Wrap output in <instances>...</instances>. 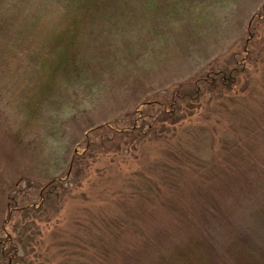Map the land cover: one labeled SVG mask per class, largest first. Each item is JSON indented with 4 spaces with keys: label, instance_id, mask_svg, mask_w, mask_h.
Listing matches in <instances>:
<instances>
[{
    "label": "rangeland",
    "instance_id": "1",
    "mask_svg": "<svg viewBox=\"0 0 264 264\" xmlns=\"http://www.w3.org/2000/svg\"><path fill=\"white\" fill-rule=\"evenodd\" d=\"M86 1L0 0V229L19 242L16 262L263 260L264 0ZM71 15L74 61L49 80L51 42ZM222 68L236 70L232 87L221 82L157 134L113 145ZM74 157L80 167L66 174ZM52 180L63 184L41 195ZM14 197L31 209L4 221Z\"/></svg>",
    "mask_w": 264,
    "mask_h": 264
},
{
    "label": "trees",
    "instance_id": "2",
    "mask_svg": "<svg viewBox=\"0 0 264 264\" xmlns=\"http://www.w3.org/2000/svg\"><path fill=\"white\" fill-rule=\"evenodd\" d=\"M95 1H97V0H87L86 2H87V4L88 3L93 4V2H95ZM90 8H91V4L86 5V7L84 8V11L87 13L88 9H90ZM68 17L71 18V20L69 22L70 24L67 27L62 28L61 31L59 33H57V39H54L51 42V45L53 47L57 46L56 48H57V50H59V55L56 57V59L54 58L51 61L49 60L48 63L46 64V66H48V68L45 69L44 72L45 73L48 72L47 77L49 80H52L51 77L56 76L60 71L63 73L65 72V69H67L66 66H68L71 63V61H72L71 58L74 55V53H70V52L73 50L76 52V50H77L76 47L79 43L78 37L81 33L80 28L77 27L78 17L75 15H71ZM56 48H54V49H56ZM48 49H51L50 55L55 53L54 49H52V48H48ZM42 60H45V58H43ZM203 74H205V75L204 76L198 75L194 80L192 79L188 83H186V85L184 84V87H187L190 85L189 88H184L182 85L183 88L180 87L179 91L176 92L178 94H176L174 92L175 91L174 90L173 91L174 94L172 93L173 95L168 96L169 101L166 98V100H167V101H165L166 106L173 101L174 106L171 108L174 110H172L173 111L172 113L164 112V109H163L161 114L158 117V122H155V121L152 122L151 121L147 124V128H148L147 131H143L141 128L135 129V125L133 126V123H132V125H129L130 127L128 129H126L123 133L115 134L116 136H118V139L113 142V145H118V144L123 143V142L128 143V142H131L133 140L134 141L137 140L138 142H140L141 140L146 139L147 135L150 136L152 133L157 134L156 128H157L158 124L165 126L166 123L168 122V120L165 118L173 116L174 113H176V114L177 113H183L186 110L189 114H191L193 108H195L194 106H196V102L201 100L202 98H204L206 93H209L211 91H214V93H216V90L223 88L221 82H224L225 85L230 86V87H232L235 84V79L233 78L236 75L235 69L227 70L226 68H222V69H219L217 72L213 71V70H209V71L204 72ZM44 77H45V75H44ZM182 89L186 92V94H185V96L180 97L179 93H180V90H182ZM214 93H212V95H216ZM216 96H218V95H216ZM212 97H214V96H212ZM214 98L217 100H220L216 97H214ZM149 104L151 106L153 103H149ZM176 104H177V106H176ZM185 116L182 119H179V118L178 119L180 121H182L185 119ZM187 116H188V114H187ZM170 123L172 126H174L175 124L179 123V121L174 118L173 120L170 121ZM109 130L111 132H113L108 127L101 126L100 128H98L95 131H103V132H105V134H107V132H109ZM164 130H165V128L161 127L160 134L157 137L158 140L163 141V139L165 137V135L163 133ZM126 138H131V139H130V141H124V140H126ZM103 145H105V144H103ZM80 159H81L80 157H74L72 163H70L71 165H70L68 171L66 172V174H68L70 172H74L75 168L80 167V161H81ZM214 166H216L218 169V170H212V172L215 176H217L219 174V172L222 173V171L219 169V165H217V163H215ZM205 173L206 174L201 173V178L203 177V181L200 184L201 185L200 188H202V189L205 188V186H206L205 182H207V180L213 179L209 172L205 171ZM77 176H79V175H77ZM220 176H223V174H220ZM224 180H225V178H224ZM72 181H74V180L73 179H67V182H69V183H71ZM60 184H63V182L52 180L50 183H48L47 185L44 186L45 188L42 189L41 195L47 196L48 195L47 192L52 191V189L55 190V188L58 187L57 185H60ZM74 184H77V182L72 183L71 184V185H73L72 187L75 186ZM11 185H13V184H8L7 187H9ZM17 204H18V202L16 201L15 197L12 199V202H10V201L8 202V204L4 208L5 209L4 210V218H5L4 221L10 220L12 211H16V212L27 211L28 212L29 209H31V208L19 209L18 207H21V205L18 206ZM31 211H33V209ZM5 229H6L5 225L2 226V228L0 229V264H18L16 262V260H17V251L16 250H18L17 247L19 245V242L17 243L15 240V236L13 234H10L8 232V230H5ZM187 253L181 254L180 255L181 259H183L182 255H187ZM188 254H190V253H188ZM185 258H186V256H185ZM247 264H264V259L263 260L258 259V260L250 261Z\"/></svg>",
    "mask_w": 264,
    "mask_h": 264
}]
</instances>
